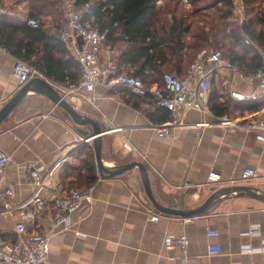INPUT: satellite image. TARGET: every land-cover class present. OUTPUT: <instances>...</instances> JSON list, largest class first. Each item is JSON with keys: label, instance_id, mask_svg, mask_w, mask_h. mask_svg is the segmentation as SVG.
I'll return each mask as SVG.
<instances>
[{"label": "crops", "instance_id": "crops-1", "mask_svg": "<svg viewBox=\"0 0 264 264\" xmlns=\"http://www.w3.org/2000/svg\"><path fill=\"white\" fill-rule=\"evenodd\" d=\"M18 8L28 14L27 0H22ZM8 22L23 26L16 18ZM46 31L53 34L50 29ZM15 60L0 48V108L21 87L13 72ZM178 71L174 69L171 73L179 75ZM223 81H229L239 93H254L256 98L230 99L221 89ZM211 85L219 102L227 105L233 116L242 119L264 113V108L259 111L250 108L263 101L264 94L248 81L219 69ZM125 91L98 86L91 93L73 94L66 100L106 131L102 158L107 165L130 161L146 164L152 193L158 202L171 208L198 207L214 191L206 186L210 172L219 173L224 180H236L238 185L264 190V141L260 133L213 125L197 128L196 123L214 119L189 111L180 115L169 137H160L153 126L168 124L170 120L154 122L153 113L158 111L154 103L147 99L135 101L134 105ZM84 129L91 133L90 126ZM83 140L68 114L41 95L28 97L3 121L0 150L11 157L3 186L13 190L15 209L9 214L0 206L2 239L13 241L16 222L24 211L31 210L35 217L25 221L26 234L39 232L48 236L46 264H264L263 202L232 196L218 200L206 214L190 220L167 216L152 207L137 169L115 178L98 179L91 192V203L82 202L71 215L72 228L64 231L55 227L51 200L71 188L72 178L64 179L63 174L65 168L77 170L74 153ZM126 142L134 148L129 154L123 150ZM31 165L42 167L46 176L43 191L46 210L38 211L29 204ZM246 168L256 169L263 178L242 182ZM149 210L161 214V218L151 221ZM253 227L260 231L250 233ZM208 228L216 229L219 235L208 237ZM179 237L187 238L186 251L178 247L168 250L167 244ZM209 244L220 245V255L209 256ZM248 248L255 252L241 253Z\"/></svg>", "mask_w": 264, "mask_h": 264}, {"label": "trees", "instance_id": "trees-1", "mask_svg": "<svg viewBox=\"0 0 264 264\" xmlns=\"http://www.w3.org/2000/svg\"><path fill=\"white\" fill-rule=\"evenodd\" d=\"M159 1L162 0H76V7L82 12V21L96 26L104 41L120 51L119 64L124 71L146 84L159 82L161 73L174 69L183 76L197 53L208 48L221 50L222 60L241 73H255L261 67L264 0H243L245 19L241 26L234 14V0H186L191 11L184 8L183 0H166L162 6L157 5ZM27 2L28 17L39 20L40 26H15L0 15V48L51 82L77 83L80 70L72 53L46 31L48 18L55 29L63 24L61 0ZM246 37L250 44L245 43ZM125 92L134 105L135 101H152ZM209 107L216 115L230 113L228 106L219 102L214 88ZM250 108L262 110L264 98ZM152 120L167 122L169 112L158 108ZM74 154L77 170L65 168L63 174L64 179L72 178L66 192L88 188L98 180L91 145L79 146Z\"/></svg>", "mask_w": 264, "mask_h": 264}, {"label": "built area", "instance_id": "built-area-1", "mask_svg": "<svg viewBox=\"0 0 264 264\" xmlns=\"http://www.w3.org/2000/svg\"><path fill=\"white\" fill-rule=\"evenodd\" d=\"M160 2V1H159ZM157 2V5L158 3ZM64 20L59 29L50 27L52 35L64 44L72 53L73 59L77 62L80 77L77 83L68 85L52 84L51 81L32 69L26 63L16 59L13 64V72L18 79L19 85H24L34 77L44 78L66 99L73 94L91 93L98 86L112 89L123 88L131 95L138 98H151L154 105L159 109L169 112L170 121L165 125H154L153 129L160 137H169L170 129L176 125L180 115L197 111L210 115L213 122L202 121L195 124L197 128L216 126L225 129H234L242 132H256L262 135L264 141V113L255 117L238 118L231 113L216 115L209 107V100L212 93V78L219 69L227 70L230 75L240 80H246L253 84L258 92L264 94V51L259 49L261 67L255 73L244 74L222 60L221 50L204 49L197 53L186 73L179 76L175 73L163 72L160 81L146 84L124 71L119 64L120 51L106 43L98 28L82 21V12L76 7V0H61ZM235 4V3H234ZM239 12V9H238ZM5 14V13H4ZM0 15H3L0 12ZM244 20V19H243ZM30 28L40 26V21L34 18H19L18 23ZM242 23V21H241ZM47 29V28H46ZM250 44L249 39H245ZM2 50H4L2 48ZM221 89L228 93V97L236 101L254 100L252 94H242L232 88L229 81H223ZM92 139L85 140V144L91 145ZM126 154L134 151V148L126 142L123 145ZM11 161L10 155L0 150V206L9 214L14 211L12 204L13 190L3 186L7 167ZM43 168L31 165L28 168L32 195L29 204L38 210H46L47 201L43 197L46 176L43 175ZM101 177L98 174V179ZM263 178L256 169L246 168L242 182L254 181ZM238 185L236 180H224L219 173L210 172L207 176L206 186L214 190ZM95 185L88 188H75L68 192L56 195L52 200V222L55 227L66 231L72 228L71 215L79 208L82 202L91 203V192ZM24 206V205H22ZM25 207V206H24ZM150 220L157 222L161 214L149 210ZM35 214L31 210L23 212L21 219L15 224V239L13 241L0 237V264H46L48 253V236L43 233L26 234V220L34 219ZM192 218H188L190 220ZM260 229L253 227L250 233H258ZM208 237H217L219 232L216 229L208 228ZM26 241V244L23 242ZM29 242L30 244H28ZM188 240L179 237L167 244L166 248L172 250L180 248L186 251ZM253 249H242L241 253H254ZM221 253L218 244H209L207 254L217 256ZM185 261V258L182 259Z\"/></svg>", "mask_w": 264, "mask_h": 264}, {"label": "water", "instance_id": "water-1", "mask_svg": "<svg viewBox=\"0 0 264 264\" xmlns=\"http://www.w3.org/2000/svg\"><path fill=\"white\" fill-rule=\"evenodd\" d=\"M36 89L37 92L32 93ZM31 95H41L46 97L52 103L64 110L72 122L75 124V130L84 140L92 139L91 147L94 150L98 174L101 178H115L121 176L133 169L139 172L140 180L144 192L150 201L152 207L161 214L175 216L183 219L194 218L206 214L210 208L220 199L232 196H247L257 199L264 203V190L248 185H234L214 190L205 201L195 208H171L158 202L153 193L150 184L148 168L144 162L130 161L107 165L102 158L103 131L100 124L85 113L76 110L55 88L44 78L34 77L22 85L18 91L0 108V125L3 121L28 97ZM85 126L91 127V133L84 129Z\"/></svg>", "mask_w": 264, "mask_h": 264}, {"label": "rangeland", "instance_id": "rangeland-1", "mask_svg": "<svg viewBox=\"0 0 264 264\" xmlns=\"http://www.w3.org/2000/svg\"><path fill=\"white\" fill-rule=\"evenodd\" d=\"M22 0H1L0 1V12H2V14L4 16H6L8 19H19V18H23L25 19V17H28L27 12L24 13V11H20L21 9L18 8V5L21 4ZM166 0H162L158 3V5H163L165 3ZM28 3V2H27ZM235 3V9H234V14L235 17L237 19V24L239 26H241V21L243 22L245 19V14L243 11V0H234ZM27 5V4H26ZM182 5L184 6V8L187 11H191L192 10V6L190 5L189 2H187L186 0H183ZM63 9V8H62ZM239 9V12H238ZM5 13V14H4ZM21 15V16H19ZM23 16V17H22ZM62 16L64 17V13L62 14ZM52 19L48 18L46 20V28L49 29L50 27H52L53 25Z\"/></svg>", "mask_w": 264, "mask_h": 264}, {"label": "bare ground", "instance_id": "bare-ground-1", "mask_svg": "<svg viewBox=\"0 0 264 264\" xmlns=\"http://www.w3.org/2000/svg\"><path fill=\"white\" fill-rule=\"evenodd\" d=\"M35 92H37V90H36V89H34V90L32 91V93H35Z\"/></svg>", "mask_w": 264, "mask_h": 264}]
</instances>
